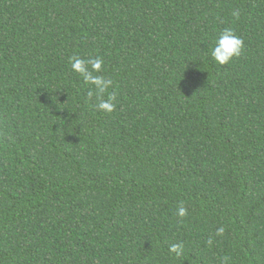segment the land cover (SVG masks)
<instances>
[{
	"label": "trees",
	"instance_id": "16d2710c",
	"mask_svg": "<svg viewBox=\"0 0 264 264\" xmlns=\"http://www.w3.org/2000/svg\"><path fill=\"white\" fill-rule=\"evenodd\" d=\"M0 264H264V0H0Z\"/></svg>",
	"mask_w": 264,
	"mask_h": 264
},
{
	"label": "clouds",
	"instance_id": "9594fccd",
	"mask_svg": "<svg viewBox=\"0 0 264 264\" xmlns=\"http://www.w3.org/2000/svg\"><path fill=\"white\" fill-rule=\"evenodd\" d=\"M238 15V13H234ZM244 44L243 40L237 36L234 31L230 28H225L223 32L218 37L215 46L210 50L212 59L220 64L226 65L235 57H239L243 50ZM71 69L73 72H76L83 76L85 83L94 85L98 93V102L96 107L105 112H111L114 108V105L111 103V97L108 100H104L99 94L106 92L107 88L110 86L111 81L105 80L100 76L92 75L93 71H99L103 64V61L100 58H97L95 61H84L78 57H73L70 59ZM87 64L91 65V71H89ZM90 95H92L90 93ZM186 214V209L181 207L179 209V215L183 216ZM224 231L223 228L218 229V234H222ZM181 246L173 245L172 251L176 252L177 255H180L179 249Z\"/></svg>",
	"mask_w": 264,
	"mask_h": 264
}]
</instances>
